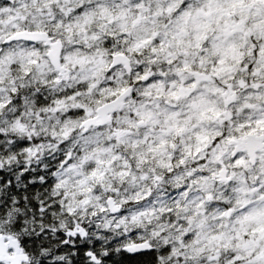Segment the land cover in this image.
<instances>
[{
  "label": "snow or ice",
  "instance_id": "6c2138e0",
  "mask_svg": "<svg viewBox=\"0 0 264 264\" xmlns=\"http://www.w3.org/2000/svg\"><path fill=\"white\" fill-rule=\"evenodd\" d=\"M0 264H264V0H0Z\"/></svg>",
  "mask_w": 264,
  "mask_h": 264
}]
</instances>
